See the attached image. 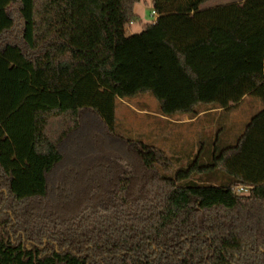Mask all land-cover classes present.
<instances>
[{"label":"trees","instance_id":"obj_1","mask_svg":"<svg viewBox=\"0 0 264 264\" xmlns=\"http://www.w3.org/2000/svg\"><path fill=\"white\" fill-rule=\"evenodd\" d=\"M208 1L151 0L126 37L140 0H0V264H264V0ZM218 32L260 62L213 71L203 102ZM144 93L164 117L262 108L176 170L117 131V101Z\"/></svg>","mask_w":264,"mask_h":264},{"label":"rangeland","instance_id":"obj_2","mask_svg":"<svg viewBox=\"0 0 264 264\" xmlns=\"http://www.w3.org/2000/svg\"><path fill=\"white\" fill-rule=\"evenodd\" d=\"M223 2L225 0H209L202 8L220 6ZM134 13L139 17V21L126 27V37L140 34L143 26L152 23L155 19L151 0H140L134 6ZM218 33L217 35L221 36L214 37L211 48L203 50L208 64L196 66L198 82L194 84L195 92L198 99L203 102L210 98L206 94L207 84L206 86H200V84L207 82L208 77L213 76V71L217 74L226 73V75L232 70L243 71L252 68L251 70L258 71L257 66L260 62L259 58L248 57L247 50L240 49V45L223 37L221 32ZM191 59L196 60L194 53ZM200 59L202 63H205L202 57ZM157 71L154 76L156 78L162 74L161 68ZM165 100L168 101V99ZM261 108L258 99L245 98L236 109L229 113L212 112L200 116L191 123L186 115L177 114L172 117L160 115L156 98L144 93L131 100H118L115 115L119 133L127 138L140 139L145 144L162 150L173 160L174 168L177 170L186 167L201 144L206 145L204 152L216 139L219 140L220 145L223 143L233 145L245 125ZM208 159L209 154H201V163H207Z\"/></svg>","mask_w":264,"mask_h":264},{"label":"crops","instance_id":"obj_3","mask_svg":"<svg viewBox=\"0 0 264 264\" xmlns=\"http://www.w3.org/2000/svg\"><path fill=\"white\" fill-rule=\"evenodd\" d=\"M244 0H225V2H223L221 5H226V4H231V3H241L243 2ZM204 8V7H203ZM131 25V24H130ZM129 25V26H130ZM128 27V26H127ZM125 32H126V28H125ZM141 32V31H140ZM139 32V33H140ZM138 34V33H137ZM200 117V116H199ZM196 119H193V120H189V122H194Z\"/></svg>","mask_w":264,"mask_h":264},{"label":"built area","instance_id":"obj_4","mask_svg":"<svg viewBox=\"0 0 264 264\" xmlns=\"http://www.w3.org/2000/svg\"><path fill=\"white\" fill-rule=\"evenodd\" d=\"M153 15H154V13H153ZM247 192H248V189H246V188H243V187H237L236 188V193L238 195H245V194H247Z\"/></svg>","mask_w":264,"mask_h":264}]
</instances>
